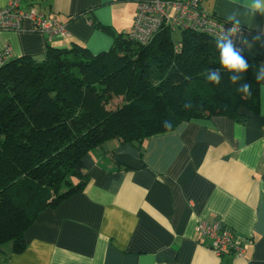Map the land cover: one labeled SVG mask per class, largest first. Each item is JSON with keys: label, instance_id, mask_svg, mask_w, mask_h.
<instances>
[{"label": "crops", "instance_id": "1", "mask_svg": "<svg viewBox=\"0 0 264 264\" xmlns=\"http://www.w3.org/2000/svg\"><path fill=\"white\" fill-rule=\"evenodd\" d=\"M143 1L35 0L67 34L50 36L26 18L19 29L0 31V56L10 46V59L42 60L48 46L74 41L94 53L108 50L110 31L128 33ZM8 2L0 0V8ZM29 6L21 0L22 9ZM202 6L225 20L239 12L250 31L245 51L261 53L264 63V16L248 15L234 0ZM88 13L109 30L92 25ZM259 99L260 111L246 123L223 115L192 119L148 137L143 154L117 140L90 152L84 190L40 212L25 233V249L0 251V264H264V82ZM215 219L248 242L245 254L215 253L198 231L201 222Z\"/></svg>", "mask_w": 264, "mask_h": 264}, {"label": "trees", "instance_id": "2", "mask_svg": "<svg viewBox=\"0 0 264 264\" xmlns=\"http://www.w3.org/2000/svg\"><path fill=\"white\" fill-rule=\"evenodd\" d=\"M130 31H110L113 44L99 53L74 41L48 46L42 60L24 55L0 65L1 252L21 253L40 212L84 190V158L107 142L132 144L143 154L148 137L183 121L223 115L246 123L260 111L261 53L241 51L250 65L244 79L233 84L221 69L215 85L205 77L220 68L215 37L187 29L175 40L163 28L142 44ZM244 82L250 96L237 92Z\"/></svg>", "mask_w": 264, "mask_h": 264}, {"label": "built area", "instance_id": "3", "mask_svg": "<svg viewBox=\"0 0 264 264\" xmlns=\"http://www.w3.org/2000/svg\"><path fill=\"white\" fill-rule=\"evenodd\" d=\"M27 10L21 8V0H9L7 6L0 8V31L19 29L24 19H30L35 27L48 35L67 34L65 24L53 14L37 10L35 0H28ZM204 0H146L140 3L129 37L142 44H148L154 35L163 28L173 32L191 29L216 38L224 29L232 27L213 13L206 11L202 4ZM250 31L240 26V31L232 38L235 46L245 50ZM12 56L11 47L7 46L0 56L1 63ZM198 231L212 240V248L218 256L230 253L237 256L245 254L248 242L238 238L234 230L225 225L222 220L201 222Z\"/></svg>", "mask_w": 264, "mask_h": 264}, {"label": "clouds", "instance_id": "4", "mask_svg": "<svg viewBox=\"0 0 264 264\" xmlns=\"http://www.w3.org/2000/svg\"><path fill=\"white\" fill-rule=\"evenodd\" d=\"M237 8H243L248 15L253 17L264 16V0H234ZM232 24V27L225 31L222 29L216 36L215 43L219 52L220 68L209 70L206 74V80L209 83L219 85L221 82V69L226 71L229 79L233 84H237L244 79L243 75L250 67L248 61L244 58L241 50L238 49L234 42L233 37L240 31L241 19L239 12H233L226 17V21ZM259 39V37H255ZM243 43L247 44L244 39ZM251 47V45H248ZM256 82H264V63L259 64L256 71ZM237 92L244 95H251V84L244 82L239 85ZM185 107H190L186 104Z\"/></svg>", "mask_w": 264, "mask_h": 264}, {"label": "rangeland", "instance_id": "5", "mask_svg": "<svg viewBox=\"0 0 264 264\" xmlns=\"http://www.w3.org/2000/svg\"><path fill=\"white\" fill-rule=\"evenodd\" d=\"M173 36H174L175 40H181L182 39V32L181 31H175ZM118 103H120V101L118 99H116L114 101V103H112V106H116Z\"/></svg>", "mask_w": 264, "mask_h": 264}]
</instances>
